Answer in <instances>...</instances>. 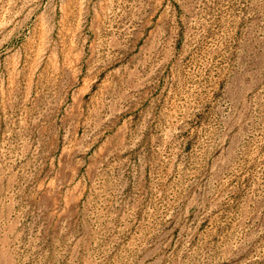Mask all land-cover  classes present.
Wrapping results in <instances>:
<instances>
[{
	"label": "rangeland",
	"instance_id": "374dc122",
	"mask_svg": "<svg viewBox=\"0 0 264 264\" xmlns=\"http://www.w3.org/2000/svg\"><path fill=\"white\" fill-rule=\"evenodd\" d=\"M0 264H264V0H0Z\"/></svg>",
	"mask_w": 264,
	"mask_h": 264
}]
</instances>
